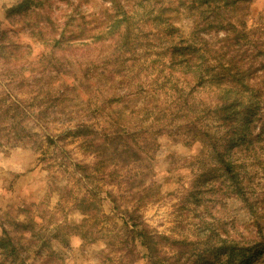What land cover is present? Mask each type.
<instances>
[{"label":"rangeland","instance_id":"rangeland-1","mask_svg":"<svg viewBox=\"0 0 264 264\" xmlns=\"http://www.w3.org/2000/svg\"><path fill=\"white\" fill-rule=\"evenodd\" d=\"M22 1L9 0L12 6L8 7L7 4L4 6L2 18H0V32L10 33L11 40L23 45L27 43L21 42L22 38L31 39L33 41L31 44L33 47L32 57L35 59L48 48L46 47V49L43 44L22 30L24 19H32V22L36 20V16L31 12L20 18L22 13L19 10L13 11L15 7L17 9L21 5ZM124 1L132 14L134 13L130 27L129 39L131 40L128 44L112 43L110 40L102 42L101 39L94 45L77 48L71 52L66 51L73 55L79 53L84 58L76 60L75 63L67 56L63 58L60 55L65 51H57L54 54L55 58L49 57L40 63H33L31 66L26 64L23 70L25 75H29L28 69L31 67L38 71L42 64H46L47 70L39 82L41 87L51 90L56 87L64 88L65 92L55 101H41L47 107V113L42 115V120L37 117L24 119L23 126L31 133H38V137L33 135L28 140V137L23 136L25 139L16 143L13 140V131L8 130L11 125L9 118L3 121L0 117V140L11 147L10 151L5 152L4 160L0 161V165H7V167L0 166V232L2 225H8L12 221L26 223L31 221L34 226L33 232L30 228L29 233L25 235L30 234L31 236L37 233L34 236L37 239L35 240L37 245L45 243L42 251L43 259H48L47 264H64L67 253L56 251L53 244L57 242L63 248H68L71 251L68 235L73 233L79 234L81 239L89 240L91 244L111 235L112 238L108 241H112V244H108V241L106 243L110 252L108 254L103 252L93 254L92 258L99 259L100 264H126L133 249L137 250L136 255L145 259L146 264H152V261L148 260L145 246L138 239L133 243L129 239L126 244L120 240L126 235L125 229L122 228L123 219H129L130 216L132 218L129 223L138 218L143 221L144 226L153 231L152 233L162 235L157 232V228H164L165 225L164 219L161 218L163 215L161 209L165 207V205H161V200L164 197L160 196L159 189L162 186L143 188L146 180L149 179V172L142 171L143 168L148 167L144 163L146 159H139L128 166H116L114 170L117 173L110 178L102 171L95 170L96 159L93 162H87L90 157L95 158L94 153L97 150L89 147L85 137L65 136L66 138L58 139L57 135H64L61 130L63 129L62 123L73 118L76 122L88 123L90 129L102 132L98 134L97 141H104L103 134L109 129L110 133H121L124 136L116 138L113 145L117 143L121 145L123 141L143 143L144 139H150L149 135L141 132L133 134L130 138L124 135L127 133L124 130L134 127L141 129L148 127L151 130L154 125L155 127L159 125L156 121L160 117L158 113L162 109L168 108L173 100V94L175 97L179 95V91L175 93L173 79H176V83H180L177 74L185 78L188 76V74H184L185 71L181 70L182 67L171 63V60L178 58L183 51L182 46L194 42H198L197 46L224 42H221L222 38L219 37V33H226L225 29L216 33L214 30L208 32L203 30V27L200 29L196 27L189 40L184 38L180 29L173 26L174 21L179 22L182 10L185 19H195L198 10L194 6L195 0H168L167 4H165V0ZM107 2L108 0H104V3ZM95 4L96 0H79V2L77 0H47L43 4V8L39 10L41 13L43 11L44 13L51 12L52 17L59 23L72 19L75 25L81 21L79 17L83 16L88 27L94 26L97 30H100L106 23L109 24L108 19L111 16L121 15L123 12L116 11L114 8L111 12L106 8H100L99 15L96 12L88 13V7ZM89 16L92 18L89 19ZM123 24L127 25L124 20L121 26ZM245 28L247 37L243 38V43L255 41L259 39V36L264 41V25L252 31ZM11 30L15 33L10 32ZM201 33L204 36H201ZM262 41L258 42V45L264 43ZM255 51V47H249L245 53L241 51L240 53H243L246 59L241 63L238 58L237 67L240 69L250 67L256 71L262 69L259 60H255L251 64L252 55H256ZM48 60L50 62H47ZM55 66L61 67V72L49 70ZM110 72L116 74L113 82L105 80L108 76L107 73ZM145 72H149L154 76V79H157L156 81L152 80L155 87H146L143 82L137 83ZM93 73L106 75L102 76V81H97L99 76L92 77ZM14 75L12 66L1 60L0 96L3 95L5 100L0 105L10 106L12 102V100H6L5 92H11L12 95L15 93L19 96L24 95V99L34 96L31 84L20 83L21 76L18 77L17 82ZM74 75L78 81L73 80ZM126 75L129 77L128 83H134L132 85L136 88L142 87L143 92L132 93L130 91L133 87L130 88L127 82L120 83L121 77L126 78ZM91 77L92 79H90ZM132 77L135 78L134 82ZM250 82L253 83L254 80L252 79ZM194 84L196 87L190 89L187 96L189 98L188 105H190L188 113H193L191 111L193 109L214 107L217 102L214 88H210L207 82L203 86L196 84V78ZM196 88L200 89L199 98L190 99ZM27 91H31L32 94H28ZM181 92L183 93V91ZM3 97H0V101ZM10 111L11 114L14 113L12 110ZM34 111L37 115L38 109L34 108ZM206 111L207 114L202 113V121L209 125L218 124L214 122L215 113ZM177 113L169 117L176 118L178 115H182V112ZM110 118L119 121L121 130L117 132L112 130L118 127L116 124L109 123ZM153 119L154 124H149L148 122ZM179 119L176 118V122L180 123ZM37 120L42 126L37 124ZM37 128L41 131L34 130ZM104 129L105 131H103ZM171 131L173 132L155 135L156 137L166 136L173 149L164 161L167 164L166 171L169 175L164 177L163 183L170 186L167 201L170 204L171 212L167 217V233L163 236L181 242L173 245L170 239L163 240L169 254L161 264H182L183 262L185 264H223L225 259L222 253L223 240L235 241L238 245H250L254 239L256 228L255 217L251 215L246 205L232 194L230 185L221 172L220 165L215 162L209 149L201 141L182 135L185 133L181 128L174 126ZM20 134L24 135V132L20 131ZM45 135H53L57 144L50 143L48 146L47 142H41ZM36 138L38 143L32 146L30 141H34ZM121 140L123 141L121 142ZM39 143L44 145L43 148ZM2 146L0 145V147ZM159 149L160 146L154 143L152 159L155 158V152ZM176 149L197 155L189 159L187 155H177ZM62 156L68 157V163L61 165L57 163ZM249 157L248 165L250 170L252 168L251 173L255 175L257 173L255 181H259L255 193L259 192L264 197V154L260 155L259 160H255L253 156ZM56 159H58L57 162ZM75 162H79L80 166L76 167ZM108 167L111 170L113 166L108 162ZM105 171L107 173L108 169ZM183 171L189 173L190 180L187 184L188 190L181 193L186 177L183 174L173 176L172 173ZM41 186L47 191L44 192L43 199H40L38 203L37 196L42 190ZM107 191L111 192L112 196ZM53 192L59 195L54 208L51 206ZM83 200H88L90 209H92L88 220L86 219L87 214L80 210L81 205H85ZM157 205H161V208H157ZM21 209H25V211ZM21 217L24 219L21 220ZM69 217H72L71 222H69ZM78 217H83V219L79 224H76ZM58 218H62L65 224L59 226L55 232H51L50 226ZM38 220L47 221V224L42 225L38 223ZM80 224L83 225L77 228V225ZM181 244H185V247H180ZM35 247L31 246V250L27 252V263L29 261L35 264L40 263L41 260L36 259L34 255ZM180 249L185 250L183 255H189L190 259H179L178 261ZM87 258L85 256V259ZM260 264H264V262Z\"/></svg>","mask_w":264,"mask_h":264},{"label":"trees","instance_id":"trees-1","mask_svg":"<svg viewBox=\"0 0 264 264\" xmlns=\"http://www.w3.org/2000/svg\"><path fill=\"white\" fill-rule=\"evenodd\" d=\"M45 1L47 0H23L17 9L16 7L13 9V11L19 10L22 13L20 18L30 12L36 16V20L33 22L32 19H24L22 30L43 44L45 48H48L47 51L41 53L40 57L35 59L32 57L33 47L31 44L23 45L17 43L11 40L10 33L8 34L5 31L0 32V61L2 60L3 63L10 64L15 72L14 79L18 82V77L21 76L20 83H30L34 93V96L29 99H24V95L19 96L17 93L15 95H12L11 92L4 93L7 97L6 100H12V102L10 106L0 105V117L3 121L9 118L11 125L8 130L13 131V140L16 143L24 140L23 136L28 137V140L33 135L38 137V133H31V131L23 126V121L26 117H37L42 120V115L47 113V107L41 101H55L65 93L63 91L64 88L56 87L51 90L41 87L39 82L47 70L46 64H42L38 71H35L31 67V69H28L30 71L29 75H25L23 70L26 64L31 66L33 63H40L49 57L55 58L54 54L57 51L71 52L77 48L94 45L101 41V39L102 42L110 40L112 43L123 42L125 44H128L131 40L129 39L131 33L130 27L134 13L132 14L124 0L123 2L122 0H112L113 8L116 11L121 10L123 12L121 15L111 16L108 19L109 24L106 23L100 30H97L94 26L88 27L83 16L79 17L81 21L75 23V25L72 19H67L62 24L59 23L52 17L51 12L44 13L43 11L41 13L39 10L43 8L42 6ZM194 6L198 9L197 15L199 16H195V28L200 29L203 27V30L208 32L214 30L216 33L225 29V36L221 39V42H224L200 46H197L198 42H194L182 46L183 51H181L178 58L172 59L171 63L182 67L181 70L185 71L184 74H190L195 62L197 68L195 76L196 84L203 86L207 82L210 88H214L217 97L214 107L193 109L191 110L193 113L189 114V111H187L190 106L188 105L189 98L183 95L181 92L183 89L178 87L179 83L175 82L173 84L175 86V93L179 91V95H176L168 108H164L158 113L160 117L156 119L159 123L157 127L154 125L151 130L148 127L145 129L134 127L124 130L123 127V130L127 132L124 133L126 137L131 138L133 134L141 132L149 135L150 139H144V144L139 141L129 143L121 140V142L123 141L121 145L120 143L113 145V141L116 138L119 139L124 136L121 133H110L109 129L108 132L103 134L105 136L104 141L106 142L97 141L98 134L102 132L90 129L88 123L83 121L76 122L73 118H69L68 121L62 123V133L64 135H57V138H66L65 136H72L73 138L76 136L85 137L89 147L97 150L94 153L96 159L95 170L102 171L111 178L116 175L117 172H115L114 168L118 165H121V167L128 166L139 159L152 158L156 136L163 132H173L171 129L174 126L175 128L183 129L185 134H179L187 135L196 141H201L209 149L215 162L220 165L221 172L228 181L232 194L239 198L246 205L251 215L255 217L256 228L254 239L250 245H238L235 241L228 242L227 239L223 240L222 248L224 249L222 253L225 256L223 264H260L264 262V197L259 192L255 193L259 186V181H255L257 173L256 175L251 173L252 168L250 170L248 161L249 156H253L255 160H259L260 155L264 154V43L258 45V42L262 41L260 36L255 41L243 43V38L247 37V33H245V24L239 19L241 9L238 6V0H195ZM123 20L127 25L123 24L121 26ZM10 32L15 33L13 30ZM73 45H80V47L74 48L72 47ZM249 47H255L256 50L254 52L256 55H252L251 64L255 60H259L262 69L260 68L256 71V69H251L250 67L248 69L237 67L238 58H240L241 63L246 59V56H243V53L240 52L244 51L245 53ZM62 57L65 58L66 56L62 55ZM209 60L212 62L209 63ZM47 62L50 61L48 60ZM49 70L61 72V67L55 66ZM107 74L108 76L105 80L113 82L116 74L111 72ZM104 75L106 74L93 73L92 77L99 76L96 80L102 81V76ZM126 78L122 76L120 83L127 82L130 88L133 87L130 92H143L142 87H134L132 85L134 83H128L129 77L127 75ZM252 79L254 80L253 83L250 82ZM73 80L78 81L76 75H74ZM134 80L135 78L132 77L133 82ZM154 80L156 81L157 79ZM27 93L32 94L31 91H27ZM0 97H3V95ZM4 100L5 97L1 98L0 103H3ZM177 105L179 106L177 107ZM34 108L38 109L37 115H35ZM10 110L14 113L11 114ZM206 110L215 113L216 119L214 122L218 124L209 125V123L207 124L205 121H202V113L207 114ZM177 112H182V115L176 117L180 118V123L176 122V118L173 116L169 117L172 114H178ZM212 119L214 120V117ZM36 122L42 126L40 121L37 120ZM118 122L115 119H109L111 125L116 124L118 127L112 129L114 132L121 130L119 129L121 125ZM151 123L154 124V119L151 120ZM65 125L73 126L64 127ZM257 128H259V132H256ZM20 131H23L24 135L20 134ZM37 140L36 138L34 141H30L31 145H37ZM41 142H47L48 146L50 143L57 144V140L54 139L53 135H45V138H42ZM39 144L41 145V143ZM43 146L41 145V148ZM48 146L46 147L48 148ZM56 147L58 148L59 146L57 145ZM225 153H227L226 157ZM57 161L58 159H56ZM108 162L113 166L111 170L108 167ZM57 163L60 165L68 163V157L62 156ZM74 165L79 167L80 163L75 162ZM106 169H108L107 173H105ZM244 189H247V191L245 192ZM107 193L111 195V192L107 191ZM84 202L85 205H81L80 210L87 214L86 219L88 220L90 213L92 214V209H90L88 200H83ZM21 210L25 211V209ZM126 211L128 212V209ZM130 218L132 217L123 219L122 228L125 229L126 235L124 238L121 237L120 240L126 244L129 242V239L132 243L138 239L145 246L149 261H152L153 250L157 247L153 243L155 236H159L162 241L170 239L173 245L181 242L170 237L152 233L153 231L144 226L143 221L138 218L133 219L129 223ZM8 225H2L1 227L0 264H28V256L26 254L31 250V246H36L34 255L36 259L41 260L39 264H47L48 259H43L42 251L45 243L37 245L35 241L37 239L34 237L37 233L35 235L32 234L30 238L28 235H25L29 233L30 228L31 232H33V223L31 221L27 223L12 221ZM81 225L83 224L77 225V228H80ZM182 242L185 243L184 241ZM109 243L112 244V241H108ZM180 247H185V244H181ZM184 252L185 250L182 251L180 249L178 261L179 259H190L189 255H183ZM190 255L192 256V253ZM182 264H185V262Z\"/></svg>","mask_w":264,"mask_h":264},{"label":"clouds","instance_id":"clouds-1","mask_svg":"<svg viewBox=\"0 0 264 264\" xmlns=\"http://www.w3.org/2000/svg\"><path fill=\"white\" fill-rule=\"evenodd\" d=\"M79 2V0H77ZM123 2V0H122ZM168 0H165V4H167ZM8 5V7H11V3H9V0H0V18H2V13L5 5ZM238 6L241 9L239 19L242 23H244L247 27V30L252 31L257 28H260L262 25H264V0H238ZM100 8H106L109 12L113 11V3L112 0H108L107 3H104V0H96V4L93 6H89L87 9L88 13L96 12L97 15H99V9ZM92 17L89 16V19ZM101 19H103L101 17ZM235 22V21H233ZM63 21H61V24ZM173 26L177 29H180L181 34L184 36L185 39L191 38V34L195 28V22L194 19H185V14L181 13V18L179 22L173 23ZM201 36H204L203 33H201ZM225 36L224 32L219 33V37L223 38ZM21 42L32 44L33 41L31 39L22 38ZM36 47V45H33ZM72 47H80V45H73ZM141 52L143 50H140ZM60 55L67 56L68 59L72 60L74 63L76 60L84 59L79 53L73 55L70 52H64ZM212 61L209 60V63ZM143 63V61H142ZM197 74V68L195 66V62L193 63V69L190 74L185 78L183 76H177L179 77L180 83L179 87L183 89V95L188 96L189 90L195 88L194 80L195 76ZM154 79V76L150 74L149 72H145L140 77V80L137 81V83L143 82L146 87H155V85L152 84V80ZM176 82V79H173V83ZM200 93V89L196 88L193 92V95L190 99L196 98L198 99V94ZM172 98H175V95L173 94ZM142 106V105H140ZM35 119V118H34ZM79 119V118H78ZM151 124V121L148 122ZM73 125H65L64 127H72ZM35 131H41V129L37 128L34 129ZM55 130V129H54ZM63 130V129H61ZM256 132H259V128L256 129ZM255 134V133H254ZM253 134V135H254ZM155 144L160 146L159 151L155 152V158L152 159L151 157H148L145 160V164L148 165V167H145L142 169V171L149 172V179L146 180L144 184L145 189H149V186L152 188H156L157 186L160 187V196L164 197V199L161 200V205H165L162 210V219L165 221L164 228H157V232L160 234H166L167 228H168V213L171 212V207L169 202L167 201V193L170 190L169 185H165L163 183L164 177L166 175H169V173L166 171L167 164L164 162L165 157L169 155V152L173 149L170 147V141H168V138L166 136L156 137L155 138ZM0 145H3L0 147V161L4 160L5 152L10 151L11 147L10 145L6 144L3 140H0ZM19 151V149H17ZM177 155H187L189 159H192L197 155L196 153H185L181 149H176ZM225 157L227 156V153L224 154ZM94 157H90L87 162H93ZM3 167H7V165H0ZM54 173L56 170H53ZM58 174V173H57ZM183 174L186 177L185 180V186L181 189V193L186 192L188 190L187 184L188 180H190V175L188 172L183 171L181 173H172L173 176ZM41 192L37 196V202L39 203L40 199H43L44 192L47 191L46 188L43 186ZM246 192L247 189H244ZM59 199V195L55 192L51 194V206L54 208L57 200ZM161 205H157V208H161ZM131 210V208H130ZM21 220L24 219V217L20 218ZM83 219V217H78L76 219V224L80 223V220ZM72 217H69V222H71ZM38 223L45 225L47 224V221H40L38 220ZM65 224V221L62 218H58L57 221L50 226V231L55 232L59 226H62ZM30 238V234H27ZM111 235L106 236L104 239H98L95 244H91L89 240L81 239L79 234H69L68 235V243L71 248V251H69L68 248H63L59 243L54 242L53 247L58 252L67 253V256L64 260V264H100V260L96 258H92L93 254H99L101 252L108 254L110 252V249L106 247V243L109 239H111ZM153 243L157 245V247L153 250L152 253V264H161V262L164 260L165 257L168 256V250L164 246L163 241L159 238V236H155L153 239ZM136 249H133L132 252L129 254L128 260L126 261V264L128 262H131V264H146L145 259L142 256L136 255ZM85 256L88 258L85 259ZM28 264H31V261L28 262Z\"/></svg>","mask_w":264,"mask_h":264}]
</instances>
